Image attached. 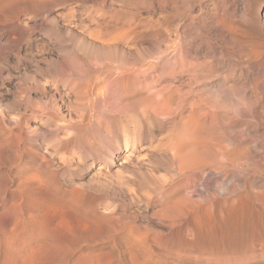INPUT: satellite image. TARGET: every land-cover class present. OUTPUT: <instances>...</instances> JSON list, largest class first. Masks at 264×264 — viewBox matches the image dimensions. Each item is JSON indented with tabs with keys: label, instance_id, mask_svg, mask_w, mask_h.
<instances>
[{
	"label": "rangeland",
	"instance_id": "1",
	"mask_svg": "<svg viewBox=\"0 0 264 264\" xmlns=\"http://www.w3.org/2000/svg\"><path fill=\"white\" fill-rule=\"evenodd\" d=\"M165 1L169 7L162 5ZM173 1L11 0L6 6L10 12L4 8L9 16L3 14L6 19L0 20V264H264V208L256 202L226 201L231 206L225 207L224 201V211L221 204L202 198L205 192L199 189L190 197H197L200 212L206 201L213 218L209 212L166 218L163 207L170 197L159 193L164 190L134 200L114 189L101 191L93 181L99 172L111 177L129 161L143 162L152 152L145 137L133 148L122 147L118 125L132 112V101L147 99L149 82L167 74L162 64L148 69L167 48L156 43L159 24H167L161 28L174 35L189 18L201 23L223 17L230 4L240 21L245 6L244 0H193L192 11L198 13L192 15L184 6L192 0ZM21 2L29 4L30 14L20 8ZM93 18L105 23L108 45L100 48L106 49V57L78 50L69 33L63 34L65 39L58 36V29L68 28L89 39L90 29L96 28ZM66 57L72 60L69 66L56 69L55 63ZM121 69H128L125 77ZM107 150L113 152L110 164ZM175 216L179 219L172 220Z\"/></svg>",
	"mask_w": 264,
	"mask_h": 264
},
{
	"label": "bare ground",
	"instance_id": "2",
	"mask_svg": "<svg viewBox=\"0 0 264 264\" xmlns=\"http://www.w3.org/2000/svg\"><path fill=\"white\" fill-rule=\"evenodd\" d=\"M170 1L174 2L173 0ZM198 1L200 3V0L196 2ZM10 2L11 0H0V11H2V14L0 12V20L4 18L3 10ZM194 2L192 0L183 5L191 12L196 4ZM168 4L169 3L162 5L167 6ZM244 4L243 17L240 21L235 19L236 8L232 7L230 4L223 17L218 19L216 17H211L208 18L207 22L201 23H195L193 18L192 20L189 18V23L185 22L184 24L182 22L183 25L178 26V28L176 27L174 35L167 34L161 28L164 25L165 27L163 28L166 29L167 24L165 25L164 23L161 27L159 24L158 28L161 29L160 32H157V29L155 30L157 32V34H155L157 36H155L157 38L156 43L164 42L167 44V48L161 54L159 53L160 55H155L156 57L153 59L151 58L152 61L149 60V62L147 60L145 62H149L148 69H152L153 71L161 64L164 65L167 69V74L165 73L164 77H159L156 80L152 79L153 81L151 80L152 82H149L150 85L152 84V87L149 89L150 93H144L145 95L148 94L147 99L143 100L140 96L139 99L143 100L142 102L133 103L132 101L133 106L130 105V108L133 107L132 112L129 109L128 113L130 111V114L122 119L121 123L118 125L121 132L119 144L122 147L133 148L142 137H145L149 143V148H152V150L150 149L152 152H150L151 154L149 153V157L147 156L148 159L143 160V162L129 161L131 163L123 165L115 173L113 172V176L111 177L109 176L110 174L106 175L107 172L105 174L99 172L98 178L93 179V181L96 179V186L98 184L101 188L99 190L106 191L109 190L108 188L114 189V191L116 190L120 195L133 197L134 200L135 198L137 199V197V200H139L141 198L139 197L140 195H145L146 197L144 199L146 200V198H150L153 193L164 190L159 193L171 199H169L167 204L165 203L166 205L164 204L166 206L163 207L166 212L164 214L165 217L166 214H171L172 217L173 215L192 214V217H194V214L202 213L203 215V213L209 212L210 210H206V201L203 200L205 204L204 209L206 211L201 210L200 212V210H197L201 208L198 207L200 203L198 202L199 200L196 199L197 197L195 200L190 197L199 189H204L205 192V196L202 197L201 194L200 197H206L209 202L215 201L221 204L225 201V206L226 201L232 202L228 204L236 203L237 205L238 200L248 199L264 208V0H244ZM13 6H16V4ZM167 7H169V5ZM20 8L24 12H27L29 4L23 3ZM20 8L19 10H21ZM6 9L4 11H6ZM200 9L201 8H199L198 11H200ZM11 11H13V9ZM194 12L192 11L191 14L193 15ZM28 14H30V12ZM4 15L6 16L7 14L5 13ZM119 16L120 15H118V17ZM20 18L18 24L22 25L23 21H21ZM4 19H6V17ZM51 19H53V17ZM96 19L93 18L92 21H97ZM116 19L113 20L116 21ZM170 19L171 18L168 20ZM117 20H119V18ZM104 24L97 21L96 28H92L93 30L90 29L89 31V39L81 38L74 30L70 32L68 28H66V30H62L61 28L58 29V36L65 39L63 34L67 33L68 35L69 33L78 50L106 57V49L100 48V45L104 47L108 45V39L104 33L106 31L103 26ZM169 24L171 23L169 22ZM170 27L168 28L167 26V28L171 30ZM24 28L26 29V27ZM108 28L110 29L111 27L108 26ZM155 28L157 27L155 26L154 29ZM152 32L155 33L154 31ZM144 34H142V36H144ZM137 39H139V37ZM95 41H99V44ZM136 41L137 40H135V44ZM135 44L133 43V45ZM155 44L153 46H156ZM164 46L166 45L164 44ZM171 46L173 51L169 52ZM106 48H108V46ZM139 51H141V49ZM70 59L66 57L61 63L56 62L55 68L60 69L69 66L70 61H72ZM141 64L139 63V65ZM143 67L144 71L146 65H143ZM135 68L136 67H134V71ZM137 68L141 69V67ZM137 70L139 69H136L135 72H137ZM120 71L122 75L124 74L123 72L128 71V69L125 71L121 69ZM144 72L146 73V71ZM128 73H130V71ZM126 74H124V77ZM132 74L134 75V73ZM124 77L122 76L121 78ZM130 77L132 78V76ZM140 77L143 76L140 75ZM145 77L148 78V75ZM162 83L164 84L162 85ZM137 84L140 83L137 82ZM159 85L160 87H158ZM186 85L188 86L187 90L186 88L182 90ZM83 86L84 85H82V88ZM85 90L86 89H83V91ZM88 93H90V95L93 94L91 90ZM88 93L87 95L89 96ZM131 100L132 99L128 101L131 103ZM137 100L134 98V101ZM152 101L155 105H151ZM125 104L126 103H124V105ZM124 109L125 108H123V111ZM127 109L125 110L127 111ZM123 111L122 113L126 112ZM115 118L119 121V117ZM112 124L115 123L113 122ZM116 124L118 123L116 122ZM103 125L104 124H102V126ZM112 154V150L108 151L107 156L109 161H107V164L111 163ZM93 186H95V184ZM98 186L97 188H99ZM76 196L74 195V197ZM78 196L77 199L79 198ZM104 196H106V194ZM112 198L113 197H111V199ZM121 199H123V197ZM165 201H168V198ZM197 203L198 206L196 207ZM222 205L223 204L218 207H222ZM213 207L214 206H212V208ZM259 207H256V209ZM208 208H210V206ZM222 209L224 208L222 207ZM222 209L219 211L224 212L225 209L224 211ZM229 209L230 208H228V210ZM160 211L158 212L160 213L159 215L162 214L163 210ZM256 211H259V209ZM209 213V215H211L210 218H213L214 216L212 215L215 214V212L213 214H211V212ZM184 216L186 217V215ZM175 218L176 216L171 219L174 220ZM177 218L179 219L178 216ZM195 219L193 218V220Z\"/></svg>",
	"mask_w": 264,
	"mask_h": 264
}]
</instances>
